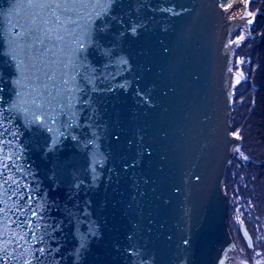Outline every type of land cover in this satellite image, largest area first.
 Here are the masks:
<instances>
[{"label": "water", "instance_id": "water-1", "mask_svg": "<svg viewBox=\"0 0 264 264\" xmlns=\"http://www.w3.org/2000/svg\"><path fill=\"white\" fill-rule=\"evenodd\" d=\"M238 23L239 0H0V207L42 217L3 219L8 264H231Z\"/></svg>", "mask_w": 264, "mask_h": 264}, {"label": "trees", "instance_id": "trees-1", "mask_svg": "<svg viewBox=\"0 0 264 264\" xmlns=\"http://www.w3.org/2000/svg\"><path fill=\"white\" fill-rule=\"evenodd\" d=\"M253 4L259 10H255L251 37L238 49L245 58L241 68L245 80L234 89L229 109L230 132L240 139L239 150L246 160L236 155L231 158L222 190L231 240L241 247L245 258L264 264V0ZM234 210L251 238L250 249L240 237V225L232 226Z\"/></svg>", "mask_w": 264, "mask_h": 264}, {"label": "snow or ice", "instance_id": "snow-or-ice-1", "mask_svg": "<svg viewBox=\"0 0 264 264\" xmlns=\"http://www.w3.org/2000/svg\"><path fill=\"white\" fill-rule=\"evenodd\" d=\"M241 39H243V37H241ZM0 151H2V149H0ZM5 159H10V157H5ZM0 167L6 168L7 164H4L2 161H0ZM0 175H2V173H0ZM11 179H12L11 177H8V179H5L3 183L7 184L8 181ZM12 182L16 183L14 180ZM2 187H3V184H0V188ZM3 195L4 193H0V197H2ZM16 195H17V192L12 191L11 196H9V199H11L12 197ZM20 195H21V198H23V194H20ZM0 203H4L6 205V201H3L2 199H0ZM40 210L41 208L39 205L33 207V197L29 195L27 198V202L24 205H20L17 202L11 208L0 207V224L3 223V219L7 217V214L9 212H11L13 215L18 214L19 217H24V218L11 221V223H14L16 227L21 230H23V228H27L28 231L32 233V239H36V231L39 230L41 225L39 224V222H37L35 225V230H33V218L39 217L40 219H42V217L39 216ZM25 213H27L28 215L25 216ZM17 236H18V239H16L15 241L17 244H19L20 241H24L26 239V234L20 235L19 233L14 232L13 237H17ZM11 243H12L11 240L3 239V231L0 230V264H8V261L12 260L13 254L7 251V245ZM38 251L42 254L44 252V249L40 248L38 249ZM24 264H32V262L29 260H25Z\"/></svg>", "mask_w": 264, "mask_h": 264}, {"label": "rangeland", "instance_id": "rangeland-1", "mask_svg": "<svg viewBox=\"0 0 264 264\" xmlns=\"http://www.w3.org/2000/svg\"><path fill=\"white\" fill-rule=\"evenodd\" d=\"M249 4H250V12L253 14V15H256L257 12L255 10H259V8L255 7V4L254 3V0H248ZM254 9V10H253ZM254 11V12H252ZM253 25V23H252ZM251 25V26H252ZM252 29H250V32L247 34V38L251 37V32H252ZM240 34V30H238V35ZM246 38V39H247ZM246 39L244 41H238V49L239 47L246 41ZM238 49H237V71H239L242 75V79L240 80V82L236 85V87L238 85H240V83H242L245 79H244V75L242 74L241 72V68L244 67V56L238 54ZM236 137H237V140H238V146H237V153L234 154V156L236 155L237 158H239L240 160H246V158L240 153V150H239V146H240V139L238 138L237 134L235 133L234 134ZM240 225V214L238 211H235L232 213V226L234 225ZM250 249V248H249ZM231 264H263L261 261H255L254 259L250 261L249 258H245L244 255H243V252L241 250V247L238 245V244H234V242L231 240Z\"/></svg>", "mask_w": 264, "mask_h": 264}, {"label": "bare ground", "instance_id": "bare-ground-1", "mask_svg": "<svg viewBox=\"0 0 264 264\" xmlns=\"http://www.w3.org/2000/svg\"><path fill=\"white\" fill-rule=\"evenodd\" d=\"M248 0H239V23H238V30H240V34L238 35V41H244L247 38V34L250 32L252 28V23L255 18L250 12V4ZM243 37V39H241ZM249 39V37L247 38ZM246 39V40H247ZM242 79V75L239 71H237L236 75V85ZM238 140L237 137L234 135V154L237 153V145Z\"/></svg>", "mask_w": 264, "mask_h": 264}]
</instances>
